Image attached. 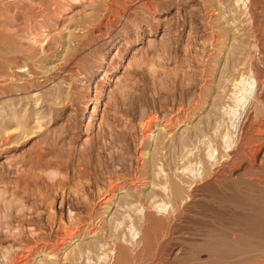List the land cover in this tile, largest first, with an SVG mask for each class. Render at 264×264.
I'll return each mask as SVG.
<instances>
[{
    "label": "rangeland",
    "instance_id": "1",
    "mask_svg": "<svg viewBox=\"0 0 264 264\" xmlns=\"http://www.w3.org/2000/svg\"><path fill=\"white\" fill-rule=\"evenodd\" d=\"M262 125L264 0H0V264H264Z\"/></svg>",
    "mask_w": 264,
    "mask_h": 264
},
{
    "label": "bare ground",
    "instance_id": "2",
    "mask_svg": "<svg viewBox=\"0 0 264 264\" xmlns=\"http://www.w3.org/2000/svg\"><path fill=\"white\" fill-rule=\"evenodd\" d=\"M262 126H264V125H262ZM263 128V127H262ZM260 132V131H259ZM12 133V132H11ZM261 133V132H260ZM12 135V134H11ZM14 135V134H13ZM10 138V137H9ZM262 147V146H261ZM260 151V150H259ZM228 154V153H227ZM113 192V191H112ZM113 194V193H112ZM110 195V194H109ZM172 195V194H171ZM123 246V245H122ZM122 246H120V247H122ZM122 249V248H121Z\"/></svg>",
    "mask_w": 264,
    "mask_h": 264
}]
</instances>
